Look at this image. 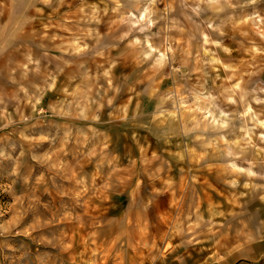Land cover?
I'll return each instance as SVG.
<instances>
[{
	"label": "rangeland",
	"instance_id": "obj_1",
	"mask_svg": "<svg viewBox=\"0 0 264 264\" xmlns=\"http://www.w3.org/2000/svg\"><path fill=\"white\" fill-rule=\"evenodd\" d=\"M0 264H264V0H0Z\"/></svg>",
	"mask_w": 264,
	"mask_h": 264
}]
</instances>
